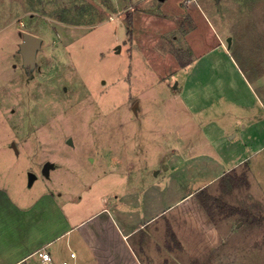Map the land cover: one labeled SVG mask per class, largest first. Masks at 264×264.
<instances>
[{"label": "rangeland", "instance_id": "374dc122", "mask_svg": "<svg viewBox=\"0 0 264 264\" xmlns=\"http://www.w3.org/2000/svg\"><path fill=\"white\" fill-rule=\"evenodd\" d=\"M25 31L43 38L30 70ZM0 187L45 207L51 235L193 194L129 237L145 264H264V0H0ZM79 238L53 262L89 259Z\"/></svg>", "mask_w": 264, "mask_h": 264}, {"label": "crops", "instance_id": "0c3cea01", "mask_svg": "<svg viewBox=\"0 0 264 264\" xmlns=\"http://www.w3.org/2000/svg\"><path fill=\"white\" fill-rule=\"evenodd\" d=\"M227 53L229 54L228 50ZM204 141L212 145L210 134L206 135ZM178 161L184 162L182 159ZM205 185L208 184L205 183L203 186ZM190 197L192 198L193 194L179 197L170 203L169 207L152 210V213L139 225H133L126 220L120 222L117 205L113 207V210L103 207L74 225L68 223L64 212L59 210L60 215L62 214L61 219L64 215L67 222H61L60 231L51 235L49 229L52 228L53 223H50V219L47 218L45 207L38 209L32 203L26 206L21 205L5 188L0 187V264H43L39 251L48 250L52 243L77 228L80 235V251L84 248L88 249L91 257L89 259L82 257L79 260L78 254L71 250V253L76 254L75 257L70 255L75 259L72 264H145L139 253H136L129 243V237L133 236L139 227L151 225L161 217L163 212L181 201H189Z\"/></svg>", "mask_w": 264, "mask_h": 264}, {"label": "water", "instance_id": "95a60500", "mask_svg": "<svg viewBox=\"0 0 264 264\" xmlns=\"http://www.w3.org/2000/svg\"><path fill=\"white\" fill-rule=\"evenodd\" d=\"M22 42L20 43V53L23 57V64L27 69H32L37 64V54L38 51L42 48L43 38L39 35L33 34L29 31L22 32ZM229 42H231V38H228ZM229 43V47H230ZM117 50H120V46H118ZM136 108V107H135ZM69 142H72V139L69 138ZM12 146L16 148L17 145L15 142L12 143ZM55 166V163L51 161L45 162L42 172L45 176L50 175V170ZM37 178V174L35 172H29V184H32L34 180Z\"/></svg>", "mask_w": 264, "mask_h": 264}, {"label": "trees", "instance_id": "16d2710c", "mask_svg": "<svg viewBox=\"0 0 264 264\" xmlns=\"http://www.w3.org/2000/svg\"><path fill=\"white\" fill-rule=\"evenodd\" d=\"M127 14V20L128 24L131 23V18H132V12H126ZM205 191H202L201 193H198V198L202 205L205 207V209L208 211V213L213 216V218L216 216V212L214 211V208H218L224 216L230 215L233 211V207H229L223 199L209 195H204ZM218 215V214H217Z\"/></svg>", "mask_w": 264, "mask_h": 264}, {"label": "built area", "instance_id": "2783aa9c", "mask_svg": "<svg viewBox=\"0 0 264 264\" xmlns=\"http://www.w3.org/2000/svg\"><path fill=\"white\" fill-rule=\"evenodd\" d=\"M75 255H76L75 252L71 253L72 257H75ZM39 257L43 264H54L53 259H52V254L48 250L39 251ZM63 264H69V262L67 260H64Z\"/></svg>", "mask_w": 264, "mask_h": 264}]
</instances>
